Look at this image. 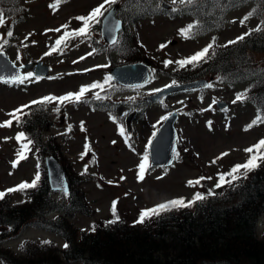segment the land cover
I'll return each instance as SVG.
<instances>
[{
    "label": "rangeland",
    "instance_id": "1",
    "mask_svg": "<svg viewBox=\"0 0 264 264\" xmlns=\"http://www.w3.org/2000/svg\"><path fill=\"white\" fill-rule=\"evenodd\" d=\"M183 1L164 0L160 2V7L166 3L173 6L172 10H179ZM102 3L104 0H69L57 5L55 0H20L19 4L26 8V14L20 11L14 17L21 15L26 18L16 24L14 17L4 18L3 25H0V36L12 42L6 51L9 56L18 64L43 60L51 67L52 76L31 79L23 84L0 82V123L13 119L9 113L33 100L78 93L81 87H89L93 83L108 84L106 77L111 67L128 64L121 62L125 61L124 55L129 53L127 48L123 54H113L114 62L110 66L107 53L88 55L93 52L92 47L83 37L75 35L82 26L77 17L88 15ZM253 8L254 3L248 2L230 9L225 14L222 26L199 37L187 32L181 34L191 17L171 16L164 12L143 17L128 30L136 33V41L130 45L140 46L143 54L155 64V73L149 83L139 88L111 83L102 89H90L80 102L66 101L60 106L52 103L50 110L54 125L47 134L57 137L63 145V153L59 157L48 155H54L63 166L62 161L70 164L74 178L87 166L88 178L81 182V186L86 190L94 211L91 215L70 211L67 213L69 217L64 215L62 218H68L80 230L90 229L96 220L113 215V203L122 212L126 210L135 215L138 210L162 200L181 196L194 200L196 195L216 185L223 172L248 160L251 155L248 149L264 137V123L249 125L257 109L245 101L255 81L264 78V52H250L258 70L243 78L228 80L208 74L205 78L210 80L212 88L176 93L162 103L149 102L146 98L155 89L172 85L175 80L171 76L175 71H172L178 69L179 65L173 63L165 68V60L185 59L210 43L227 44L257 27L264 20L252 15ZM11 24H15L12 30L9 27ZM58 28L60 31H55ZM8 31L13 33L11 37L7 35ZM65 33H69L65 43L56 52H51L55 40ZM95 36L102 40L101 32ZM46 52H51V55H45ZM82 56L85 58L81 59ZM96 93L105 97L103 100L110 105L94 108L83 102L86 97L94 96L95 99ZM237 95L239 100H236ZM219 100L229 102L226 111L217 107ZM56 107L61 108L59 114L54 111ZM173 110L179 112L180 157L168 168H146L144 179L140 180L139 164L144 153H149L148 141L155 131L153 125L160 127V118ZM113 116L116 117L115 122ZM128 117H131L129 122ZM81 122L84 124L83 130ZM68 125H71L70 130ZM122 126L123 135L120 133ZM19 129L15 123L0 128V192L6 193L7 189L17 187L25 180L32 181L37 171L38 160L35 156H29L15 168L12 167L20 149V143L15 139ZM85 145L91 149L90 152L85 153ZM82 154L84 159L80 158ZM68 178L71 180L70 175ZM197 180L201 182L196 184ZM189 181L193 183L189 184ZM62 196L63 193H54V198L60 200L61 204L64 203ZM24 198L20 192H14L12 202ZM64 212L65 209L52 211L47 218L59 220ZM40 225L24 227L15 236L2 241L1 246L20 257L26 254L22 248L26 241L39 244L51 241L62 248L66 238ZM0 264L7 263L0 259Z\"/></svg>",
    "mask_w": 264,
    "mask_h": 264
},
{
    "label": "trees",
    "instance_id": "2",
    "mask_svg": "<svg viewBox=\"0 0 264 264\" xmlns=\"http://www.w3.org/2000/svg\"><path fill=\"white\" fill-rule=\"evenodd\" d=\"M68 1L55 0V3L59 5ZM162 1L118 0V15L125 25L119 33L118 43L110 45L98 39L95 35L100 32L101 25L94 24L92 39L86 40L92 47V56L97 52L107 53L113 62V54H123L127 48L129 53L124 55L122 63L145 61L155 67L140 46L130 45L136 41V33L128 27L136 25L143 17L166 12L164 7H160ZM19 2L0 0L3 19L14 17L20 11L26 14V8H22ZM248 2L254 3L252 15L264 20V0H185L180 3L179 10L171 13L173 16H192L194 19L185 27V33L203 35L222 26L224 20L221 17L227 11ZM24 17H14L13 22L24 20ZM15 24L9 26L11 30ZM243 36L245 39L236 44H212L209 55L212 51L217 52L214 59L200 62L195 68L179 67L172 71L175 72L171 76L177 82L191 81L208 74L232 80L233 77L243 78L256 72L258 69L250 52H264V21ZM9 44L12 45L10 40L0 36V50L7 51ZM245 101L257 109L250 126L264 123V78L255 81ZM101 103V107L108 105ZM28 106L24 112L18 113L20 122L13 123L20 128L18 133L24 132L33 141L28 157L35 156L38 160L41 181L36 189L17 191L25 196L23 200L12 202L14 192H6L0 200V259L7 264H264V159H259L254 169L232 173L237 165L247 163L253 156L264 157V148L259 146L264 137L253 145L255 151L247 161L233 165L219 176L225 177L224 184L220 185L218 178L216 185L200 194L204 199L197 201L181 196L162 200L138 210L135 215L116 207L112 216L96 220L90 229L80 230L68 218L62 217L68 216L70 211L86 215L94 213L87 192L81 186V182L88 178V172L74 178L70 172L72 166L62 161L70 175V192L63 194V204L54 198L44 159L48 154L61 156L63 145L55 135L47 134L54 125L50 110L52 103ZM19 143L21 147L26 141ZM177 199L192 206L173 207L170 202ZM161 204H168V209L161 210L158 215L150 214L143 223L139 222L142 212L151 213ZM59 209H65L59 220L47 218L48 214ZM29 225H40L57 232L66 238L64 245L59 248L51 241L42 244L26 241L22 244L26 253H22L24 257L1 246L2 241Z\"/></svg>",
    "mask_w": 264,
    "mask_h": 264
},
{
    "label": "snow or ice",
    "instance_id": "3",
    "mask_svg": "<svg viewBox=\"0 0 264 264\" xmlns=\"http://www.w3.org/2000/svg\"><path fill=\"white\" fill-rule=\"evenodd\" d=\"M118 2V0H104V3L100 4L98 7L94 8L88 15L86 16H79L77 17V20L81 22L82 26L79 27V29L77 30V32L75 33V35L77 36H81L84 38V40H91L92 36H91V29L93 27L94 24H98V25H103L104 29L106 32L112 34V40L111 43L113 45H116L118 43V40L115 36V33L120 31L121 28V24L120 21L116 18V14H115V9L112 7L113 5H115ZM138 2H143V0H138ZM148 2L150 3L151 0H148ZM173 2H175V0H173ZM206 2V0H205ZM4 23V19L2 16V10H0V25H3ZM66 27V26H64ZM52 31V30H49ZM55 31H60V29H55ZM104 32L101 33V35H103ZM181 34H184V30H181ZM7 35L9 37H11L13 35V33L11 31H8ZM69 33H65L64 36H61L60 38L55 40V47H53L51 49V52H56L60 46L65 43V37L68 36ZM215 39V38H213ZM245 37L242 35L240 37H238L236 40H231L228 41V44H236L239 41L244 40ZM227 46V45H225ZM161 47H165V45H161ZM213 48V45L210 43L209 45H207L206 47H204L202 50L195 52L194 54L188 56L185 59H180V60H176V61H172V60H165L164 61V67L167 68L169 65L175 63L177 65H179V67L181 69L187 68L188 66H191L192 68H195L197 66H199L200 62H207L208 59H214L217 55V52L212 51L211 55H209L210 53V49ZM95 51V50H94ZM51 52H46L45 55H51ZM0 55H3V52H0ZM88 55H92V53H88ZM85 57H81V59H84ZM75 62V61H74ZM21 67H23V65H21ZM34 77V73L32 71L27 72L25 75L21 76L19 72L16 73L15 76H13L11 78V81H4L2 80V78H0V82H12V83H16V84H23L27 81H30L32 78ZM39 78V77H38ZM112 80L111 76L106 77V83L110 82ZM172 85H177V81L173 80L172 81ZM104 85L99 84V83H93L92 85H90L89 87H81L79 92L77 94H73V93H68L66 95L63 96H45L42 99L39 100H33L32 101V105L33 106H37V105H46V104H50L53 102H56L57 104H64L66 101L67 102H71V101H76V102H80L81 98L84 97L85 93L88 92L90 89H95V88H103ZM137 88H139L140 86H136ZM170 87V86H169ZM206 88H212V84H207L205 86ZM155 92H160L162 91L161 89H155ZM95 99L96 100H102L105 99V97H101L99 95V93L95 94ZM240 97L237 95L236 96V100H239ZM87 102V101H85ZM235 102V101H234ZM28 105H24L21 108L16 109L14 112L9 113V115L13 118L10 120L5 121L4 123H0V128H5V127H10L12 125V123L15 121L17 123L20 122V116L18 115V113H22L24 112V110L26 108H28ZM224 111H226L227 109H223ZM54 111L56 113H60L61 108L60 107H56L54 109ZM125 115H127V113H125ZM169 116L165 115L163 117L160 118L161 123H160V127H157L156 124L153 125V128L155 129V131L152 132L151 134V138L148 141V145L152 146L153 142L158 138V133L161 131V128L163 127V121H168L169 120ZM113 121L115 122L116 117L113 116L112 117ZM210 124V122H209ZM81 130H83L84 128V124L83 122H81ZM69 130L71 129V125H68ZM120 133L121 135L124 134V128L123 126L120 128ZM15 139L19 142V141H26V143H23L19 149V151L17 152V159L13 162L12 167H16L17 164L20 161H24L26 159H28V153L30 151V147L33 144V141L31 139H29L28 137L25 136L24 132H20L17 134V136L15 137ZM115 143V142H113ZM260 148H264V140L260 141L259 144ZM85 153L90 152L91 149L88 147V145H85ZM249 152H254L255 149L253 148H249L248 149ZM173 152V156L175 157L177 154V150L174 147L172 149ZM81 159H84V155L82 154L80 156ZM259 159H264V157H256L253 156L251 159L248 160L247 163L243 164V165H237L233 170L232 173H238L241 171V169H254L258 166V160ZM149 167V153L146 151L142 157V162L139 164V179L143 180L144 176H145V170L146 168ZM37 171L34 175V179H32V181L30 183L28 182H24V183H20L17 187L15 188H9L7 189V192L11 193V192H23L25 190H29V189H36L38 184L41 181V174L39 172V168L40 165L37 164L36 165ZM88 169L87 166L84 169V172H82V175L87 173ZM51 179V177H49ZM220 180V185L225 183V177L221 176L219 178ZM201 181L197 180L195 181L196 184H199ZM58 183L61 185L60 191H62L65 195L68 194V187L67 185L63 182L62 179L58 178ZM111 183V181L109 182ZM193 183L192 181H189V184ZM6 193L5 192H0V200H2L5 197ZM195 199L198 200H202L204 199L203 196L201 195H196ZM171 205L173 207H178V208H184V207H191V204H186L183 200H172ZM169 207L168 204H161L159 206L158 209H152L151 213H149L148 211L142 212L140 214V223H143L145 221V218L148 217L150 214L151 215H158L159 212L161 210H167ZM112 211L113 214H115L116 211V205L115 203H113L112 205ZM47 243V242H45ZM65 247H67V245H65Z\"/></svg>",
    "mask_w": 264,
    "mask_h": 264
},
{
    "label": "water",
    "instance_id": "4",
    "mask_svg": "<svg viewBox=\"0 0 264 264\" xmlns=\"http://www.w3.org/2000/svg\"><path fill=\"white\" fill-rule=\"evenodd\" d=\"M113 8L115 9L116 18L120 21L121 31L124 26V22L118 16L119 5L116 4ZM102 32H104L102 38L106 42L112 44V34L106 32L103 25H101V33ZM119 32L115 33L116 38H118ZM0 52H3V55H0V78L4 81H11V78L15 76L17 72L23 76L26 74L27 70L32 71L35 76H41L43 78L48 77L51 74V67L44 63L43 60L18 64L6 51L0 50ZM21 65H23V67H21ZM151 69V66L145 62H135L112 67L111 75L119 84L135 86L147 83L150 80ZM207 84H209V80L207 78H200L190 82L177 84L178 86L171 85L170 87L168 86L162 89V91L149 96L148 99L150 101H163L165 98H168L176 93L204 89ZM217 106L220 109H226L229 106V103L226 101H218ZM169 117L168 121H164L161 131L158 133V138L153 142V145L149 147L151 165L153 167H169L176 159V156H173L172 149L174 147L176 150L178 149L179 132L176 123L179 118V113L177 111H173ZM128 120H130V117ZM45 166L48 181L52 190L62 192L60 191L61 185L58 183V178H60L67 185L69 193L70 182L66 169L62 163H60L54 155H48L45 158ZM49 177H51V179Z\"/></svg>",
    "mask_w": 264,
    "mask_h": 264
},
{
    "label": "flooded vegetation",
    "instance_id": "5",
    "mask_svg": "<svg viewBox=\"0 0 264 264\" xmlns=\"http://www.w3.org/2000/svg\"><path fill=\"white\" fill-rule=\"evenodd\" d=\"M172 6L170 5V6H168V11H171L172 12ZM224 18V17H223Z\"/></svg>",
    "mask_w": 264,
    "mask_h": 264
}]
</instances>
